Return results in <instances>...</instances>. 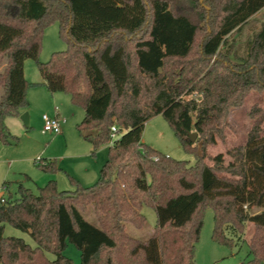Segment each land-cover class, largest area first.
<instances>
[{
    "label": "trees",
    "instance_id": "obj_1",
    "mask_svg": "<svg viewBox=\"0 0 264 264\" xmlns=\"http://www.w3.org/2000/svg\"><path fill=\"white\" fill-rule=\"evenodd\" d=\"M263 7L264 0H0V143L17 138L6 118L20 116L28 90L41 84L26 78L28 59L50 92H65L84 109L77 129L92 153L110 143L112 126L120 135L93 185L71 177L74 188L59 189L52 178L37 192L20 184L17 198L0 197V264H74L64 254L68 242L82 264H196L207 205L220 244H236L246 222L254 223L251 258L240 264H264V109L253 105L254 125L245 144L228 149V164L223 153L208 152L225 138L231 108L264 92V22L242 54L229 38ZM53 21L67 48L42 61ZM158 114L193 149L194 164L142 140ZM35 164L48 174L60 169L55 158ZM89 205L99 225L81 213ZM143 205L157 214L147 239L127 231L129 222L146 224ZM6 222L37 245L5 235Z\"/></svg>",
    "mask_w": 264,
    "mask_h": 264
},
{
    "label": "rangeland",
    "instance_id": "obj_2",
    "mask_svg": "<svg viewBox=\"0 0 264 264\" xmlns=\"http://www.w3.org/2000/svg\"><path fill=\"white\" fill-rule=\"evenodd\" d=\"M263 22L264 11L246 22L238 32H233L229 36L230 40H237L236 45L239 53L245 52L247 39ZM66 48L67 42L60 34L59 23L57 21L51 22L44 31L40 60L48 61L53 52L65 50ZM28 63H31L33 69L38 73L39 70L35 60L28 59ZM56 93L59 98L48 100L46 106L44 103L36 107L35 118L29 122L28 126L24 125L22 128L12 131L17 135V138L12 139L10 156L21 159L13 164L12 174L8 181L15 178L23 179V182H26L24 184L30 186L34 192H37L38 187L43 186L49 180V174L36 166V158H55L57 165L60 167L55 174L58 188L72 189L74 184L71 177L76 178L83 185H93L97 181L100 169L108 155L110 143L103 144L96 153H92L91 142L80 135L77 124L85 116L84 109L73 105L67 93ZM254 104H258L264 109V92H252L242 106L231 108L228 116L229 126L225 130V138L218 139L215 145L208 147V152L211 156L221 152L224 154L227 164L232 160L227 151L235 146L245 144L248 133L256 119V116L251 114ZM56 112H59L62 119L65 118L61 125L63 132L61 134L43 132L44 120L42 119V114L55 115ZM262 126L264 127V122ZM62 134L66 135L67 141ZM142 140L173 158L189 160L191 164L196 162V155L193 149L183 145L162 114L148 119L144 126ZM208 162L212 163L211 161ZM25 174L30 175L31 180L27 181ZM47 176L48 179H45ZM2 183L0 188H2ZM9 185L8 189L3 190L6 197L11 195L13 199L17 198L19 195L18 184L10 182ZM252 210L257 211L258 208H253ZM141 211L146 216V224L142 228H138L129 222L127 223V231L135 237L147 239L154 231L157 223V214L155 209L149 205H143ZM81 213L91 223L99 225L93 205H89L86 209H81ZM213 227L214 210L211 205H207L204 208V225L201 230L200 240L196 245V264H240L251 258L249 241L255 232V225L252 221L246 222L245 232L241 237L235 238L238 242L232 246L214 241L212 237ZM4 234L21 237L30 245H37L29 232L16 228L8 222L4 223ZM46 254L50 259L56 257L52 252H47ZM64 254L71 258L74 264H82L81 251L73 243L68 242Z\"/></svg>",
    "mask_w": 264,
    "mask_h": 264
},
{
    "label": "crops",
    "instance_id": "obj_3",
    "mask_svg": "<svg viewBox=\"0 0 264 264\" xmlns=\"http://www.w3.org/2000/svg\"><path fill=\"white\" fill-rule=\"evenodd\" d=\"M263 11H264V7L261 8L258 12H256L253 16H251L249 18V20L255 18L256 16H258ZM5 66H6V62L0 65V73L4 70ZM24 74H25L26 78L29 81H36V82H40L41 83L40 85L31 87L28 90V99H29L30 105L27 108L22 110V112H24V111H29L30 112V114H29L30 115V121L29 122H31L35 118V114L34 113H35V109H36V107L38 105L45 103V106H46L48 100L57 99V98H59V95L56 92L52 93V92H50L48 90V88L44 84V80H43L40 72L38 71V73H36V71L32 67V64L28 63V60L25 61ZM2 94H3V87L0 84V97H1ZM43 114H48V113H43ZM43 114H42V119H43ZM50 116H59L60 117V114H59V112H56L55 115H50ZM6 124H7L8 128H9L10 132L14 136H17V135H15L12 131H15L17 128L19 129V128H22V126H24V123H23L22 119L20 118V116H18V117H7L6 118ZM42 130H43V128H42ZM62 132H63V130H62ZM62 135H64V134H62ZM63 137L67 141L66 135H64ZM12 142H13V140H11V142L9 144L0 143V184L3 182L2 183V188H0V197L4 198V199H8V198H12L13 197L11 195H10V197H6V194L3 191L4 189H8L9 188L10 182L18 184V190H19V185L20 184H22V185H24L26 187H30V186H27L26 184H24L26 182H23L24 180L20 179V178H15L14 180H9L8 181V178L12 174L13 164L17 160L21 159L19 157L10 156V152H11L10 150H12L11 149ZM46 158H48V157H46ZM55 174H49V179L54 178L57 181V179L55 177ZM25 176H26L27 181L31 180V176L30 175L25 174ZM45 179H48V176ZM4 182H7V184L4 185Z\"/></svg>",
    "mask_w": 264,
    "mask_h": 264
},
{
    "label": "built area",
    "instance_id": "obj_4",
    "mask_svg": "<svg viewBox=\"0 0 264 264\" xmlns=\"http://www.w3.org/2000/svg\"><path fill=\"white\" fill-rule=\"evenodd\" d=\"M44 126L43 132H49L52 134H60L62 132L61 124L65 119L60 118L59 116H50L48 114H43ZM118 138V127L112 126L111 131V140L110 143H113ZM2 201H5L4 198H1Z\"/></svg>",
    "mask_w": 264,
    "mask_h": 264
},
{
    "label": "water",
    "instance_id": "obj_5",
    "mask_svg": "<svg viewBox=\"0 0 264 264\" xmlns=\"http://www.w3.org/2000/svg\"><path fill=\"white\" fill-rule=\"evenodd\" d=\"M20 118L22 119L24 125L28 126L30 121V115L28 111H24L20 114ZM196 133H191V139L194 141L196 139Z\"/></svg>",
    "mask_w": 264,
    "mask_h": 264
}]
</instances>
